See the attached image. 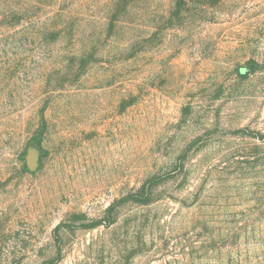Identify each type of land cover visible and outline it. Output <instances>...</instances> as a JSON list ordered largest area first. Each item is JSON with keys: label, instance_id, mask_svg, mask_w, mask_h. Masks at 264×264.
Wrapping results in <instances>:
<instances>
[{"label": "rangeland", "instance_id": "1", "mask_svg": "<svg viewBox=\"0 0 264 264\" xmlns=\"http://www.w3.org/2000/svg\"><path fill=\"white\" fill-rule=\"evenodd\" d=\"M0 264H264V0H0Z\"/></svg>", "mask_w": 264, "mask_h": 264}, {"label": "water", "instance_id": "2", "mask_svg": "<svg viewBox=\"0 0 264 264\" xmlns=\"http://www.w3.org/2000/svg\"><path fill=\"white\" fill-rule=\"evenodd\" d=\"M27 168L29 171H33L35 168L34 160L32 158H27Z\"/></svg>", "mask_w": 264, "mask_h": 264}]
</instances>
